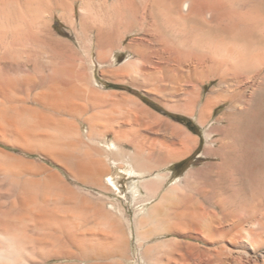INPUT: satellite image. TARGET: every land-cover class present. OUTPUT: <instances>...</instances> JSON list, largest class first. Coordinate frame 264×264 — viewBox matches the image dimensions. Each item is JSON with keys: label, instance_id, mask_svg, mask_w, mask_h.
<instances>
[{"label": "bare ground", "instance_id": "bare-ground-1", "mask_svg": "<svg viewBox=\"0 0 264 264\" xmlns=\"http://www.w3.org/2000/svg\"><path fill=\"white\" fill-rule=\"evenodd\" d=\"M0 264H264V0H0Z\"/></svg>", "mask_w": 264, "mask_h": 264}, {"label": "rangeland", "instance_id": "rangeland-1", "mask_svg": "<svg viewBox=\"0 0 264 264\" xmlns=\"http://www.w3.org/2000/svg\"><path fill=\"white\" fill-rule=\"evenodd\" d=\"M59 26L65 28V26L62 24H60ZM126 54L127 53H123V55L120 58H123ZM93 69H94V75H95L96 79L99 82L101 81L100 82L101 84L104 83V85L107 86L108 82L100 76L99 66L96 65L93 67ZM41 87H43V83L40 82L34 89L41 88ZM108 87H109V85H108ZM144 99L146 102H150L147 96H144ZM224 107H225V104H222L218 108H216V110L214 112V117H216L219 113H221L222 110L224 109ZM158 109L161 110L160 108H158ZM177 117L179 118L180 122L186 124L189 127V129H192L195 131V133L202 135V129L199 126L195 128L196 124L193 120H191L190 118H187L185 116H176V118ZM79 124H80L81 132L84 135L85 129H86V123L83 119H79ZM202 149H203V145H201L199 147V149L195 153H193L191 156L183 159L178 164H174V166L172 167V170L175 172L174 176L180 178L187 170H194V169L199 168L202 165H204L209 159L199 157L198 154H199V152L202 151ZM252 186H254V185H252V184L245 185V191L248 192V191L252 190L251 189ZM210 188H211V186L207 187L208 190H211ZM203 206L206 210H209V209L214 210L215 209V206L213 205V203L211 201H207V200L204 201L203 200Z\"/></svg>", "mask_w": 264, "mask_h": 264}, {"label": "crops", "instance_id": "crops-1", "mask_svg": "<svg viewBox=\"0 0 264 264\" xmlns=\"http://www.w3.org/2000/svg\"><path fill=\"white\" fill-rule=\"evenodd\" d=\"M108 109L110 108V107H107ZM89 110H91V107L89 108Z\"/></svg>", "mask_w": 264, "mask_h": 264}]
</instances>
